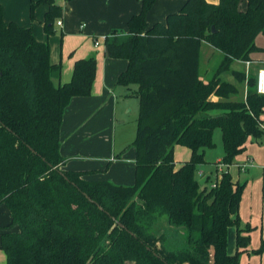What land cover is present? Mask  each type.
Here are the masks:
<instances>
[{
    "label": "trees",
    "instance_id": "trees-1",
    "mask_svg": "<svg viewBox=\"0 0 264 264\" xmlns=\"http://www.w3.org/2000/svg\"><path fill=\"white\" fill-rule=\"evenodd\" d=\"M155 2L142 0L125 41L106 37V55L128 61L118 84L136 85L140 102L132 186L63 169L65 109L73 97L91 94L96 57L76 61L71 81L56 84L62 67L51 62L49 43L32 27L7 22L0 5V204L12 214L5 228L19 227L2 237L7 264H241L250 243L244 232L252 229L240 222L244 185L228 170L216 187L209 186L211 175L201 185L206 174L200 170L206 150L216 145V129L225 166L235 163L249 137L264 135V94L256 90V75L232 68L264 51L256 43L264 35V2L248 0L242 10L240 0H187L165 23L149 26ZM41 4L48 6L45 30L53 34L63 6L31 0L32 17ZM205 42L223 54L207 81L201 77ZM243 83L245 97L239 98ZM177 144L192 151L179 168ZM160 219L175 232L184 226L185 244L170 248L167 233L155 234Z\"/></svg>",
    "mask_w": 264,
    "mask_h": 264
},
{
    "label": "crops",
    "instance_id": "crops-1",
    "mask_svg": "<svg viewBox=\"0 0 264 264\" xmlns=\"http://www.w3.org/2000/svg\"><path fill=\"white\" fill-rule=\"evenodd\" d=\"M62 5V24L55 25L57 35L49 36L45 30V14L48 6L41 4L31 16V0H0L4 19L24 27H32L38 40L48 42L51 48V62L61 64V74L56 84L71 81L76 61L95 56L96 77L89 96L73 97L65 109L61 125V154L65 157V170L87 172L85 179L110 181L117 185L132 186L136 180V148L132 146L138 129L140 109L139 98L135 95L137 86L118 84L119 75L128 67L124 58L106 55V37L125 41L129 37L128 22L142 10V0H55ZM187 0H156L147 14L148 25L165 23L167 17L179 12ZM217 4L220 0H207ZM264 2V0H261ZM241 8V7H240ZM245 10V7L241 8ZM99 41V45L95 42ZM260 41V42H259ZM257 45L264 49V35H259ZM207 52V58L202 60ZM218 57L220 58L218 63ZM223 54L208 43L202 45L201 77L207 81L221 64ZM264 61V51L252 54L251 61ZM233 69L234 66L232 67ZM239 70V69H235ZM227 79L234 82L233 75ZM245 97V95H244ZM218 100L217 96L213 97ZM131 114L133 117L131 118ZM131 118V123L128 120ZM264 118V116H263ZM264 129V125H263ZM130 145V146H129ZM179 150L183 158L176 156ZM188 150V151H185ZM187 155H185V153ZM208 151L206 150L205 159ZM176 168L191 158L192 151L183 145H175ZM224 153L213 162V170L201 172L216 178L219 170H228L235 182L244 185L239 209L241 227L251 226L250 243L241 254V264H264V135L249 137L244 151L236 157L235 163L225 166L221 163ZM253 162L241 167L242 163ZM206 161L210 163V160ZM8 215L0 217V264H7V254L1 248L3 234L18 232L15 226L5 227L12 221V214L5 203ZM236 227L229 233V252L235 253ZM262 247L260 253L257 249Z\"/></svg>",
    "mask_w": 264,
    "mask_h": 264
},
{
    "label": "rangeland",
    "instance_id": "rangeland-1",
    "mask_svg": "<svg viewBox=\"0 0 264 264\" xmlns=\"http://www.w3.org/2000/svg\"><path fill=\"white\" fill-rule=\"evenodd\" d=\"M239 6L241 8L245 7V9H246L247 6H248V0H240ZM57 32L58 31H57L56 25H54V33L50 34L49 36L57 35ZM207 55L208 54L206 52L204 54L202 60L204 59V61H205L206 58H207ZM219 60H220V58L218 57V63H219ZM233 66H234L235 69H239L240 71H244L247 76L252 74L255 77V75L257 74V71L260 68L264 67V61H261V60L260 61H258V60H255V61H237ZM233 81L235 82V79H233ZM245 84L243 83L241 85V94H240L239 98H244V95H245V92H246ZM217 112L218 111H214L213 113L215 114ZM131 115H132L131 116V118H132L133 114H131ZM131 118H130V120H128V123H131ZM214 140H215V143H216L215 147L211 148V149H207L208 154L206 156L207 157L206 159L210 160V163L207 162L206 165L202 167V169L205 172L206 171L208 172L209 170H213V165L214 164H212V163L215 162L216 159L221 154L224 153L223 137H222V131L220 129H216L215 130ZM182 151H184V150L177 151L176 152V156H179V158H183L184 154H182ZM185 151H188V150H185ZM185 155H187V154L185 153ZM212 178H213V172H212V175H211V179ZM214 180L215 179H213L209 183V186L212 185ZM6 215H8V210H7L6 206H0V217L1 218H5ZM176 228L179 229L176 232L174 230H169L167 222L165 220L160 219L159 221L156 222L153 230H154V233L157 234V235H161V234L167 233V235L169 237L167 245L170 248H175L178 245L185 244L184 238L182 239V236L185 234L184 230H186V228L184 226L176 227ZM0 237H1V232H0Z\"/></svg>",
    "mask_w": 264,
    "mask_h": 264
},
{
    "label": "built area",
    "instance_id": "built-area-1",
    "mask_svg": "<svg viewBox=\"0 0 264 264\" xmlns=\"http://www.w3.org/2000/svg\"><path fill=\"white\" fill-rule=\"evenodd\" d=\"M58 24L61 25L62 21L58 20ZM95 44L99 45V41H96ZM256 90L259 94H264V67L260 68L257 71V74H256ZM252 162L253 161L250 159V160H248V162L242 163L241 167L245 168L246 166L250 165ZM222 172L223 171L220 169L219 173L217 174L215 180L213 181V183L211 185L212 187L217 186L219 180L222 177Z\"/></svg>",
    "mask_w": 264,
    "mask_h": 264
},
{
    "label": "water",
    "instance_id": "water-1",
    "mask_svg": "<svg viewBox=\"0 0 264 264\" xmlns=\"http://www.w3.org/2000/svg\"><path fill=\"white\" fill-rule=\"evenodd\" d=\"M208 176H209V175H205V176L201 179V181H200V184H201V185H203V184L208 180Z\"/></svg>",
    "mask_w": 264,
    "mask_h": 264
}]
</instances>
